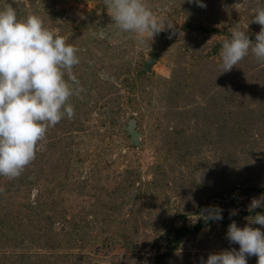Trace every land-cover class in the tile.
Segmentation results:
<instances>
[{
    "label": "rangeland",
    "instance_id": "1",
    "mask_svg": "<svg viewBox=\"0 0 264 264\" xmlns=\"http://www.w3.org/2000/svg\"><path fill=\"white\" fill-rule=\"evenodd\" d=\"M146 2L174 29L141 45L105 0H0L79 49L82 89L23 174L0 176V264H206L239 251L231 223L264 232L245 219L264 214L248 211L264 195V64L220 69L234 29L255 42L257 0Z\"/></svg>",
    "mask_w": 264,
    "mask_h": 264
},
{
    "label": "clouds",
    "instance_id": "2",
    "mask_svg": "<svg viewBox=\"0 0 264 264\" xmlns=\"http://www.w3.org/2000/svg\"><path fill=\"white\" fill-rule=\"evenodd\" d=\"M187 2L206 7L201 0ZM244 3L245 0L233 7L239 9ZM105 5L113 25L123 33L135 34L141 45L152 41L166 26L174 29V23L157 17L146 0H105ZM251 22L261 26L255 42L245 31L235 29L231 39L223 41L222 73L230 72L250 53L264 64V3L261 0H257ZM179 35L182 37L184 33ZM78 51L64 37L46 28L39 16L29 15L20 21L11 5L0 10V176L9 180L19 178L36 159L48 129L65 116L74 117L71 97L82 91L73 72L80 63ZM262 207L264 195L253 198L248 211ZM221 212L215 207L205 219L222 220ZM235 214V211L231 213ZM245 219L249 224L264 226V214ZM227 239L239 244V251L233 248L210 254L206 264H247L248 256H257V264H264V232L259 228L241 229L233 222Z\"/></svg>",
    "mask_w": 264,
    "mask_h": 264
}]
</instances>
